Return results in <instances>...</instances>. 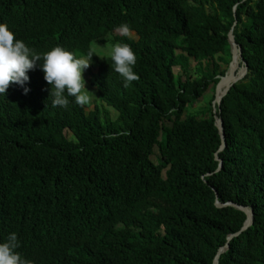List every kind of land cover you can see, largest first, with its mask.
<instances>
[{
    "label": "trees",
    "instance_id": "obj_1",
    "mask_svg": "<svg viewBox=\"0 0 264 264\" xmlns=\"http://www.w3.org/2000/svg\"><path fill=\"white\" fill-rule=\"evenodd\" d=\"M0 22L37 52L91 49L89 83L119 113L52 107L39 62L10 82L0 241L15 232L31 264H214L227 244L218 264H264V0H0ZM231 31L247 73L215 109ZM120 41L136 55L126 88L96 48ZM230 202L254 217L232 239L247 215Z\"/></svg>",
    "mask_w": 264,
    "mask_h": 264
},
{
    "label": "clouds",
    "instance_id": "obj_2",
    "mask_svg": "<svg viewBox=\"0 0 264 264\" xmlns=\"http://www.w3.org/2000/svg\"><path fill=\"white\" fill-rule=\"evenodd\" d=\"M115 31L125 37L129 35V27L124 23L117 25ZM93 54L89 49L76 56L60 45L37 52L22 39L16 38L6 23L0 22V95H5L10 82L23 86L29 79L27 72L39 62L43 79L50 85L48 99L51 98L52 107L66 108L69 97L76 105H87L90 97L82 73L89 66ZM107 56L111 61V71L118 74L125 88L138 79L133 70L136 55L128 43L114 42ZM23 90L25 93L28 91L26 87ZM18 247L15 232L0 241V264H31L16 251Z\"/></svg>",
    "mask_w": 264,
    "mask_h": 264
},
{
    "label": "water",
    "instance_id": "obj_3",
    "mask_svg": "<svg viewBox=\"0 0 264 264\" xmlns=\"http://www.w3.org/2000/svg\"><path fill=\"white\" fill-rule=\"evenodd\" d=\"M229 42H230V45H231V52H232V61L230 63V66L227 70V73L225 76H222L220 78V82L217 84L216 86V91H215V94H216V98L214 100V107L216 109V107L220 106V103H221V100L222 98L224 97V95L227 93L228 89L231 87L232 84H234L235 82H237L238 80H240L246 73H247V66L244 65V73L243 74H235L234 73H231V70L233 69V65L235 66V59L237 56H240V58L242 59V51H241V48L240 46L237 44L236 40H235V37H234V34H233V31H231L229 33ZM227 77V78H226ZM223 79H226V81L223 83L224 84V91L223 93L219 96V89L221 88V86H223L222 84V80ZM216 125L219 129V132L221 134V137H222V145L220 147V150L224 149L227 145V140H226V136H225V131H224V123H223V120L220 118V117H216ZM219 206H222L221 203H217ZM227 205H232V206H235L241 210H243L246 215H247V219L245 221V224L244 226L242 227V229L237 232L236 234H231L229 236V239H232L235 235H238L239 233H241L243 230L247 229L248 227H250L253 223V211L251 210V208L247 207V206H241V205H237L235 203H228ZM228 248V244L224 247H222L220 250H219V253L218 255L216 256L215 260H214V264H218V257H219V254L221 252H223L224 250H226Z\"/></svg>",
    "mask_w": 264,
    "mask_h": 264
},
{
    "label": "rangeland",
    "instance_id": "obj_4",
    "mask_svg": "<svg viewBox=\"0 0 264 264\" xmlns=\"http://www.w3.org/2000/svg\"><path fill=\"white\" fill-rule=\"evenodd\" d=\"M130 34L132 36H135L134 32H131ZM95 44L96 43L93 44V47ZM110 47L111 46H107L104 43V44H98L96 48L98 51H102V54H107ZM89 65L92 67L93 63L90 62ZM241 67L244 68V64L242 62V59H241ZM92 70L95 71L96 68L93 66ZM244 71L241 72L240 74H243ZM82 76H83L84 81H86L85 87L87 89L86 90L87 94L90 97L89 103L87 105H85L87 112L94 110L96 108V106L99 105L101 110H102V118L104 120L115 121L118 118L119 113L114 108H112V107L108 106L106 103L102 102L96 86H92L89 83L90 73L88 72L87 69H85L83 71ZM210 97H211V94L206 93V95L204 96V98L202 100H200L194 104L193 110L197 111L200 109V107L205 108L207 103H209Z\"/></svg>",
    "mask_w": 264,
    "mask_h": 264
},
{
    "label": "bare ground",
    "instance_id": "obj_5",
    "mask_svg": "<svg viewBox=\"0 0 264 264\" xmlns=\"http://www.w3.org/2000/svg\"><path fill=\"white\" fill-rule=\"evenodd\" d=\"M242 67H241V58H240V56H237L236 57V59H235V66L233 65V69L231 70V73H234V75L235 74H237V75H239L241 72H243L245 69L243 68V70L242 71H240V69H241ZM240 71V72H239ZM227 78V77H226ZM226 81V79H223L222 80V84L224 83ZM223 91H224V84H223V86H221V88L219 89V96L223 93Z\"/></svg>",
    "mask_w": 264,
    "mask_h": 264
}]
</instances>
